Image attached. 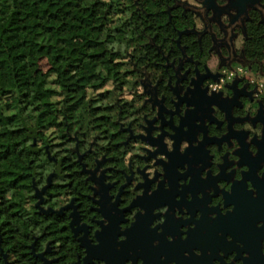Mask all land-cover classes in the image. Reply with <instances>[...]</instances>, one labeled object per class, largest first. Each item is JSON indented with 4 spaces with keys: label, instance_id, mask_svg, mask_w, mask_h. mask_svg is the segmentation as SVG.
Here are the masks:
<instances>
[{
    "label": "flooded vegetation",
    "instance_id": "flooded-vegetation-1",
    "mask_svg": "<svg viewBox=\"0 0 264 264\" xmlns=\"http://www.w3.org/2000/svg\"><path fill=\"white\" fill-rule=\"evenodd\" d=\"M256 4L260 0H101L96 10L126 15L130 35L117 50L122 59H114L119 72L94 73L100 83L91 90L71 87V114L68 97L61 98L60 147L52 152L44 145L47 162L26 173L27 219L38 224L30 228L35 258L225 264L235 253L232 264H264V177L258 176L264 139H256L264 135V4ZM210 83L218 86L212 90ZM163 135L165 144L174 140L173 152ZM231 139L240 144L235 153ZM184 141L189 148L182 143L181 154ZM154 145L167 163L157 161L164 179L149 195L160 178L144 175L160 170L150 154ZM235 164L248 169L240 181L234 167L226 172ZM140 173L145 192L132 206L144 214L134 217L128 211ZM215 198L217 206L209 207ZM222 200L231 211H221ZM164 206L165 223L151 228L161 216L155 210Z\"/></svg>",
    "mask_w": 264,
    "mask_h": 264
},
{
    "label": "trees",
    "instance_id": "trees-1",
    "mask_svg": "<svg viewBox=\"0 0 264 264\" xmlns=\"http://www.w3.org/2000/svg\"><path fill=\"white\" fill-rule=\"evenodd\" d=\"M100 4L101 0H0V53L25 62L15 67L11 60L12 85L0 84V264H5L4 254L8 264H39L30 252V228L38 224L27 219L32 197L26 173L47 162L44 145L52 152L60 147L61 98L68 97L66 113L71 114L74 104L64 76L85 62L92 72L120 70L114 60L116 41L130 33L123 17L114 21L99 14ZM37 49L44 51L51 66L45 74L39 73Z\"/></svg>",
    "mask_w": 264,
    "mask_h": 264
},
{
    "label": "clouds",
    "instance_id": "clouds-1",
    "mask_svg": "<svg viewBox=\"0 0 264 264\" xmlns=\"http://www.w3.org/2000/svg\"><path fill=\"white\" fill-rule=\"evenodd\" d=\"M260 4H264V0H260ZM260 4H256V7L259 8V7H260ZM262 10H264V9H262ZM217 86H218V85L213 84V83H210V84H209V88L212 89V90H214ZM246 133H247L246 142L252 141V137H251L250 132H246ZM161 136H162V135H161ZM161 136H160V137H161ZM167 139H168V138H167L166 136L163 135V144L165 145L166 151H167L168 153H171V152H173V150H174V140L172 139V140L169 141L167 144H165V140H167ZM256 139H257V140L264 139V135H260V134H258L257 137H256ZM182 143L185 145V147H186L187 149L189 148V147H188L189 143H188L187 141L181 142L180 145H179V152H180L181 154H183V153L185 152V151H182V150H181V144H182ZM230 143H231L232 151H234V153L237 152L238 149L240 148V144H239V143L232 144V139H231ZM144 146L147 147V144L144 145ZM253 147H255V146H253V145L249 142V151H250V153H251L253 156H255L256 153H257V151H253ZM153 148H154V150H152V151L150 152V154H156L155 156H152V158H153V160H154V162H155V164H156V168H158V169H160V170L157 171L155 168H149V169H147V170L144 171V175L147 177L148 181H152L153 178L155 177V175H156L157 173L160 174V178L157 179V180H155V182L151 184V190L148 192L149 195H151L152 193H154V192L157 190V186H158V185L160 184V182L164 179V168H163L161 165H159V164L157 163V161H163V162L167 163V157H166L164 154L158 152V147L154 145ZM255 148H256V147H255ZM256 149H257V148H256ZM141 155H144V153H141ZM235 156L238 157L237 155H235ZM157 158H159V159H157ZM227 159H228V158H227ZM237 162H238V161H237ZM222 165H223V164H222ZM210 166H211V165H210ZM233 167L236 169V171H235V175H234V180H235V181H240V180L242 179L241 173H242V172H247L248 169H247V167H236V164H235V165H232V167L227 168V169H226V172H227V173H232L233 171H229V169H231V168H233ZM209 168H210V167H209ZM209 168H207V169L204 171V173H206V172L209 173V171H208ZM180 171H181V169H180ZM150 173H151V174H150ZM204 173L202 174V178H206L207 175H208V174H207V175L205 176ZM238 175H239V177H240L239 179H237V176H238ZM212 176H213V175H212ZM258 176L264 177V168H261V169H260V171H259V173H258ZM213 177H215V176H213ZM144 184H145V178H144V176H142L141 173H140V175L136 177V183L133 185V187L135 188V194H134V198H132L131 206L134 205V202L144 194L145 189H144L143 187H138V186H142V185H144ZM227 184L229 185V189L231 190V188H232V184H231V183H227ZM219 185H220V182H219V184H218V188L221 189V187H220ZM154 186H155V190H153V187H154ZM164 187L167 188L168 185L165 184ZM248 188H249V189H252V185H251V184H248ZM229 189H224V190H225V191H230ZM141 192H142V194H140ZM121 195H123V194H121ZM210 195H211V193H210ZM99 196H100V195H99ZM100 197H101V196H100ZM108 197H109V196H108ZM109 198H110V197H109ZM117 198H118V197H117ZM189 199H191V197H189ZM216 199H217V198L211 200V203H210L209 207L214 208L215 206H217ZM100 200H101V199H100ZM116 200H117V199H116ZM119 200H120V198H119ZM99 202H100V201H99ZM110 202H111V198H110ZM120 203H121V202H120ZM120 203L118 204V209H119V210H121L120 207H119ZM219 205L221 206V211H225V210H227V211H231L230 208H229V209H224V208H223V200H222V203L219 204ZM129 208H130V207H129ZM129 208H127V209H129ZM124 210H126V209H124ZM128 212H132L133 215H134V217H136L138 213L141 214V215L144 214V210H143L142 208H140L139 206H132ZM128 212H127V213H128ZM155 212H156V213H160V214H161V213L164 214V213H167V212H168V208H167V206L160 207V208L156 209ZM162 214H161V216H160L159 219H156L155 222H154L153 224H151V226H150L151 228L155 229V228L157 227V225H163V224L165 223V219H164V216H163ZM175 215H176L177 218H179L181 214H180L179 211H177V212L175 213ZM129 219H131V217H129ZM183 219H185V220L188 219V215H187V213L184 214ZM197 219H199V214L197 215ZM127 222H128V221H127ZM133 222H134V221H133ZM103 223H104L105 225H107V224H108V221H107L106 219H104V222H103ZM123 224H126V223H122L121 225H123ZM121 225H120V228H121ZM121 237H124V236H120V237H119V240H120ZM169 239H170V238H169ZM228 239H230V237H229ZM260 251H261V254H264V242H262V244H261ZM196 255H200V253L197 252ZM221 255H223V253H221ZM234 257H235V253H233L232 255H229V256L227 257L226 261H225V264H232ZM237 264H239V262H237Z\"/></svg>",
    "mask_w": 264,
    "mask_h": 264
},
{
    "label": "rangeland",
    "instance_id": "rangeland-1",
    "mask_svg": "<svg viewBox=\"0 0 264 264\" xmlns=\"http://www.w3.org/2000/svg\"><path fill=\"white\" fill-rule=\"evenodd\" d=\"M61 3L68 1V0H59ZM105 2V1H104ZM98 13L99 14H108L107 17L113 19L114 21L117 20L118 18L122 17L118 14H111V13H106L107 11V7H99L98 8ZM126 15L123 16V22L125 19ZM127 40L126 39H117L116 43H117V47L122 50L125 49V45L127 44ZM116 57V56H114ZM115 59H122L119 56H117ZM14 62L13 65H15V67H21L22 65L25 64L24 61H20L19 59H8V54L7 53H0V84L4 87H10L12 85V80H11V62ZM37 60H38V64H39V73L40 74H45L49 71L50 69V65L48 63V60L46 59V57L44 56V51L37 49ZM60 66V64H59ZM94 73L98 74L99 72H92L90 65L88 62H85L84 65L73 72L67 73L63 80L64 83L66 85H69L70 87H87V88H91L94 87L92 85H96L98 83H100L99 79H96V77H94ZM94 74V75H93ZM55 76H52V79H54ZM111 86V84H109L108 88ZM89 90V94L90 96H92V91ZM127 94V93H126ZM57 142V141H56Z\"/></svg>",
    "mask_w": 264,
    "mask_h": 264
},
{
    "label": "water",
    "instance_id": "water-1",
    "mask_svg": "<svg viewBox=\"0 0 264 264\" xmlns=\"http://www.w3.org/2000/svg\"><path fill=\"white\" fill-rule=\"evenodd\" d=\"M2 251V250H1ZM34 252V251H33ZM36 258H39L42 263L41 264H48V263H52L53 261H48L44 258V255L43 254H35ZM4 260H5V264H8V260H7V255L4 254Z\"/></svg>",
    "mask_w": 264,
    "mask_h": 264
}]
</instances>
